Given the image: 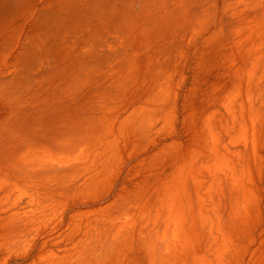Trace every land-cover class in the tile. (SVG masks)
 Instances as JSON below:
<instances>
[{"label": "bare ground", "instance_id": "1", "mask_svg": "<svg viewBox=\"0 0 264 264\" xmlns=\"http://www.w3.org/2000/svg\"><path fill=\"white\" fill-rule=\"evenodd\" d=\"M0 264H264V0H0Z\"/></svg>", "mask_w": 264, "mask_h": 264}]
</instances>
